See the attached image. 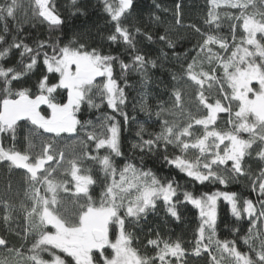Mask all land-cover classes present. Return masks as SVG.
Listing matches in <instances>:
<instances>
[{
	"label": "snow or ice",
	"instance_id": "snow-or-ice-1",
	"mask_svg": "<svg viewBox=\"0 0 264 264\" xmlns=\"http://www.w3.org/2000/svg\"><path fill=\"white\" fill-rule=\"evenodd\" d=\"M206 3L199 25H183L182 5H175V25L190 30L195 44L182 55L172 53L180 70L171 74L175 84L170 105L158 102L153 108L148 93H142L140 111L155 117L159 131L145 136L147 130L141 124L136 133L139 140L132 148L156 156L193 186L227 188L246 180L255 200L219 190L196 195L175 176L162 180L151 169L132 163L120 168L113 159L123 156L117 115L123 124L129 121L124 111L127 77L136 73L141 86L147 87L149 69L156 68L158 60L168 59L164 48H176L172 27L154 35L133 17L134 0H102L112 26L102 39L123 50L113 55L89 45L80 35L67 42L53 39L65 24L55 0L0 4V167L5 170L0 224L8 231L22 214V238L33 237L25 256L0 234V247L20 258L16 264H190L191 257L204 254L210 264H264V0ZM71 5L82 13L78 0H71ZM160 20L152 16L157 27ZM9 21L14 23V33ZM25 23L46 25L48 37L27 42ZM144 40L162 43L159 57L150 58L142 50ZM124 55L130 59L125 61ZM117 65L123 87L114 75ZM104 102L116 115H105L99 125L78 118L83 105L99 109ZM64 134L76 137L72 144L79 145L80 152L66 155L59 147L68 138ZM102 149L106 154H100ZM88 161L98 166L100 176L93 174ZM253 161L258 165L255 169ZM13 174L25 184V200L18 205L8 195ZM221 199L236 220L247 218L248 235L218 237ZM184 205L199 213L191 248L158 229L148 230L143 245L152 249L151 254L137 247L140 240L135 230H142L150 213L162 206L167 217L179 222ZM239 239L247 251L238 246Z\"/></svg>",
	"mask_w": 264,
	"mask_h": 264
},
{
	"label": "trees",
	"instance_id": "trees-1",
	"mask_svg": "<svg viewBox=\"0 0 264 264\" xmlns=\"http://www.w3.org/2000/svg\"><path fill=\"white\" fill-rule=\"evenodd\" d=\"M25 4L27 0H24ZM4 3V0H0V4ZM57 10L65 20V24L62 29L53 34V39L60 38L62 42H67L74 34L80 35L83 40L93 47L100 48L104 53H111L113 55H120L122 53L121 48L116 46H110L109 43L102 39L111 30L112 26L109 23V18L103 10L102 0H78V4L82 9L81 12H75V9L71 5V0H55ZM135 8L133 10V17L140 23L146 30L151 31L154 35L162 34L165 27H172L174 31L172 35L177 39V45L174 50L164 48V51L168 52L169 56L166 60H158V66L156 68L149 69L150 82L146 88L141 86V80L138 74L132 73L127 77V83L129 87H125V94L127 96L126 104L124 105V111L129 115V121L127 125L123 124V118L117 115V119L121 121V151L123 156L113 157L118 167L122 168L125 163H132L137 167H142L145 170L151 169L162 180L169 176H175L183 187L189 188L194 194L200 195L201 193H210L213 191H230L236 192L241 199L251 198L256 199V194L251 192L247 186L248 181L241 179L240 182L230 183L227 188L219 184H195L194 186L187 183V178L183 174L178 173L175 169H172L165 165L162 160H158L154 155L145 156L140 153L138 149H133L132 144L137 143L139 138L136 133L139 130V126L144 124L146 128L145 136L147 132L159 131V127L154 123L155 117L151 119L142 111H140L139 104L142 99V93L147 92L148 102L155 108L158 102H165L171 104V88L175 82L171 78L173 72H179V64L174 60L172 53L183 54L191 49L195 44L194 34L190 30L184 27L175 25V5L180 3L181 20L183 25L195 23L202 24V20L206 13L207 3L206 0H134ZM160 5L159 8L156 5ZM75 12V14H73ZM159 16L161 18L160 25L157 27L152 22V16ZM19 18L23 19V13L19 14ZM9 26L12 32H15V26L12 21H9ZM2 27V22H0ZM227 22L224 25L223 33L227 34ZM24 34L27 36V42L31 43L34 39H46L49 35L46 25L36 23L35 27L31 24H24ZM11 39V34L8 36ZM140 47L150 57L157 58L160 56L162 43H149L146 40L142 41ZM125 61H128L130 57L127 55L122 56ZM14 63L15 60L13 59ZM163 64V67L160 64ZM38 75V73H37ZM114 75L118 79L121 86H124V80L120 78V69L117 65L114 69ZM34 82V80L32 81ZM63 99V97H60ZM105 115H116L110 108L107 107L106 102L101 104L99 109L88 108L87 105H83L81 111L77 113L78 118L83 121H91L95 123L101 120ZM223 115V114H222ZM134 118V119H133ZM223 126V121H220ZM23 132V130H22ZM69 136V134H64ZM84 135V134H82ZM83 137V136H82ZM19 146V145H18ZM91 150V146L90 149ZM81 148L79 146L78 151ZM107 150L102 149L101 155L106 154ZM143 156V159L141 157ZM87 164L93 167V174L100 176L98 166L94 165L91 161ZM252 167L255 169L258 167L255 161L252 162ZM13 190L8 193L10 198L14 200L17 205L21 200H25V184L23 178L18 174H13ZM101 187L95 186V197L98 200ZM5 195V170L0 167V197ZM258 206V205H257ZM182 207V219L177 222L170 217H167L163 211V207H159L155 214H149L146 222H142V230L137 228L135 231L139 235V244L137 247L141 248V251H147L151 254L152 249H144L143 245L148 238L149 229H158L166 237L172 239L179 238L183 241L186 248H191V241L194 239L195 230L199 225V213L198 210L191 205H184ZM217 235L221 239H233L236 237H243L248 235V229L250 227L247 218L243 220H236L232 215L230 206L222 199L218 201L217 205ZM24 220L22 214L17 216V219L11 225V229L6 231L5 226L0 224V234L7 236L10 241V247L19 249L28 255L27 249L33 242V237L29 235L27 239H23ZM233 229H239L238 232H233ZM20 232L21 235L16 233ZM258 243V241H257ZM238 246L244 250H248V246L244 244L243 239L238 240ZM47 258V256L45 257ZM20 258L16 256L15 252H9L6 248H0V261H6L7 264H16ZM69 260L71 258H68ZM190 264H210V260L207 254L202 257H191Z\"/></svg>",
	"mask_w": 264,
	"mask_h": 264
},
{
	"label": "rangeland",
	"instance_id": "rangeland-1",
	"mask_svg": "<svg viewBox=\"0 0 264 264\" xmlns=\"http://www.w3.org/2000/svg\"><path fill=\"white\" fill-rule=\"evenodd\" d=\"M95 100H96L97 103H101V100H100L99 96H96ZM100 121L101 120H99V121H97L95 123H92V124L93 125H99ZM89 130H91V129L89 128ZM82 134H84V133L83 132L80 133L81 137L83 136ZM67 137L68 138L66 140L60 142L59 147L64 148L66 155H69V154H71L73 152L78 153L77 151H78L79 145H73L72 144V140L75 139L76 137L71 136V135H69ZM38 150H39V148H37V151ZM61 178H63V177H61Z\"/></svg>",
	"mask_w": 264,
	"mask_h": 264
},
{
	"label": "water",
	"instance_id": "water-1",
	"mask_svg": "<svg viewBox=\"0 0 264 264\" xmlns=\"http://www.w3.org/2000/svg\"><path fill=\"white\" fill-rule=\"evenodd\" d=\"M0 248H2V247H0Z\"/></svg>",
	"mask_w": 264,
	"mask_h": 264
}]
</instances>
